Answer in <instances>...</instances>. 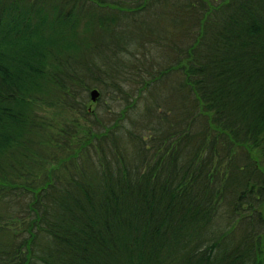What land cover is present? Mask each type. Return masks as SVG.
Here are the masks:
<instances>
[{
  "label": "trees",
  "instance_id": "1",
  "mask_svg": "<svg viewBox=\"0 0 264 264\" xmlns=\"http://www.w3.org/2000/svg\"><path fill=\"white\" fill-rule=\"evenodd\" d=\"M262 250L264 0H0V264Z\"/></svg>",
  "mask_w": 264,
  "mask_h": 264
},
{
  "label": "rangeland",
  "instance_id": "2",
  "mask_svg": "<svg viewBox=\"0 0 264 264\" xmlns=\"http://www.w3.org/2000/svg\"><path fill=\"white\" fill-rule=\"evenodd\" d=\"M90 91L88 92L89 98L87 102V107L90 109L89 111H94L96 109L97 102H93L91 100ZM40 107L42 113L50 115L51 117H54L57 120H60V118L62 117L66 120L78 119L79 122L75 126L78 131L75 134H73L75 144L77 143L83 144L87 139L90 138L92 133V125L89 124L83 116H80L75 112H68L69 115L66 112L64 114L60 112V109H56L55 107H47L45 105H40ZM262 253L264 255V250H262Z\"/></svg>",
  "mask_w": 264,
  "mask_h": 264
},
{
  "label": "water",
  "instance_id": "3",
  "mask_svg": "<svg viewBox=\"0 0 264 264\" xmlns=\"http://www.w3.org/2000/svg\"><path fill=\"white\" fill-rule=\"evenodd\" d=\"M90 96L93 101H97L100 97V91L97 88H94L91 90Z\"/></svg>",
  "mask_w": 264,
  "mask_h": 264
}]
</instances>
